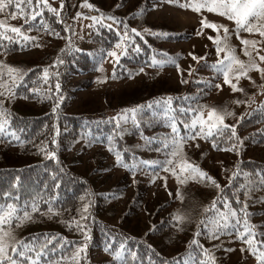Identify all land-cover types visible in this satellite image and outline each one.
I'll return each mask as SVG.
<instances>
[{
	"label": "trees",
	"instance_id": "trees-1",
	"mask_svg": "<svg viewBox=\"0 0 264 264\" xmlns=\"http://www.w3.org/2000/svg\"><path fill=\"white\" fill-rule=\"evenodd\" d=\"M75 1L82 2L69 0L68 5L65 3L61 11L62 22H58L54 14L44 12L43 19L50 25L51 30L59 34L58 36L49 35L41 28L39 17L34 22L36 27L28 32V26L22 17L10 18L9 12L15 11L14 7L0 13V20H4L6 24L23 26L27 35L38 37L35 41L23 43L15 40L0 41L4 46L0 48V61L6 66L21 70L20 74L23 75V79L12 89L14 98L0 99H3V107L11 114L10 130H16L20 140L24 141L21 144L12 137H0V204L5 203V192L12 197L8 202L19 206H24L26 202L30 206L33 198H40L38 211L30 212L31 219L19 226L13 221L12 231L15 237L28 242H32L33 237H39L35 241L39 246L46 243L43 234H58L57 239L47 245L49 251L44 260L57 261L62 257H69L76 247L84 243V239L75 223L72 227L67 226L68 221L79 220L80 209L87 203L88 212L80 222L86 226L90 239L87 241L85 252L81 254V264H115L113 256L105 251V248L111 245L117 249L120 243H125L127 249L136 253L134 261L130 254H124L127 264H185L186 261L189 264H200L206 257L199 247L190 246L193 239L209 250L216 258V264H256L252 255L246 251L241 252L240 249L244 245L235 238L233 231L221 233L216 239H209L200 222L215 218L214 211L204 212L213 200L219 201L222 197H227L232 207L237 209L245 202L241 191L238 193L241 203L237 204L232 195L234 189L229 186V177L239 163L241 172L249 174L247 180L256 185L250 190L246 201L250 214L248 218L256 225L258 233L264 232V187L259 186L256 176L258 170H264V160L251 154L252 149L264 146V92L260 89L264 80H261L260 73L251 70L248 73L251 79L241 78L238 82V87L244 91L233 92L223 83V75L211 67L222 58L223 53L220 57L216 55L209 58L207 54L193 52L204 57V60L189 59L188 65L181 64V59L186 57L184 51L173 53L167 44L186 40L190 36L189 31L169 29L163 22L145 23L147 11L150 9L149 0H140L120 13H116L112 7L105 8L97 6L96 2L93 3L100 12L114 15L126 22L129 29L136 28L142 33L141 36L132 34L134 43L116 64L108 56V51L114 48L123 26H119L120 32L117 31L116 25L111 29L102 24L90 28L91 21L84 17L98 13L70 5ZM49 3L52 4L50 1ZM184 3L185 0H179V4ZM171 4L181 10L193 11L191 8L179 7L176 0ZM77 12H82L84 16L74 20ZM203 12L208 11L202 9L196 13ZM207 21L210 22L208 19ZM66 27L71 30L66 31ZM144 29L149 31L145 32ZM232 31H229V43L235 54L241 60L247 61L248 57L243 54V50L241 53L237 52L240 46L238 41L259 40L260 37L245 31L237 34L235 25ZM151 32H163L167 35L154 36ZM7 34L14 35L11 32ZM247 35L253 37L247 38ZM230 36L236 37L238 41H232ZM69 41L70 49H66ZM137 45L139 51L135 50ZM243 47L242 45V49ZM61 49H66L63 54ZM29 52L35 53L20 57L21 54ZM58 56L63 63L53 66V61ZM167 57H171L175 63L169 62ZM153 59L165 62L162 65L154 64ZM177 64L181 70L180 86L153 82L156 80V74L168 66L175 67ZM46 67L50 72L47 81L42 77ZM189 67L193 69L191 74ZM149 72L151 75L148 78H151L152 83L143 84L131 94H110L111 98L103 105L99 103L94 107L76 106L75 100L82 91L106 88L111 83L126 82L141 73ZM182 79L186 82L182 83ZM57 82L60 84L58 93L55 89ZM215 84H220L221 87L217 89ZM225 90L230 95L217 99L216 96L219 97ZM58 96L63 99L57 100ZM167 97H172L171 109L174 110L181 136L187 131L184 124L189 123L196 113L189 111L185 114L180 109L195 110L200 105H207L218 110L226 108L233 113L232 116L225 117L224 123L236 125L238 140L221 144L220 147L226 149L231 147L232 143H237L238 154L235 151L214 149L211 141L199 137L182 142L180 158L198 165L207 172L221 186L219 189L207 181L193 179L188 173L184 174L188 178L179 183L170 172L164 171L162 164L142 163L166 159L163 144H170L172 130L165 106L154 104L151 108L145 107L137 115L138 126L130 119L127 122L121 121V134L115 135L113 130L116 121L112 118L123 109L146 105L149 101ZM236 100L242 102L234 103ZM55 103H58V108L54 112ZM204 116L207 117V108L204 110ZM54 125L58 129V135ZM229 135L230 132L225 133V140ZM54 136L56 145L51 143ZM45 143L48 150L56 152L57 159L46 158L43 152L37 150V146L42 147ZM171 150L170 147L167 149L168 152ZM117 151L121 154V164L116 162ZM81 154L87 155L82 167L79 165ZM90 161H93V167H90ZM124 164L130 167L126 168ZM117 170L122 171L121 176L110 175ZM153 177L156 178L153 180ZM128 179L134 180L135 187L132 193L126 195ZM245 182L243 175L237 177V184ZM159 184L166 189L167 196L156 197L150 204L146 198L148 185ZM177 192L180 193L179 197ZM49 207L54 209L53 213H48ZM216 207L223 211L222 203H217ZM174 213H180L185 218L178 227L171 219ZM118 214L120 219L115 220L114 216ZM142 214L146 219L144 223V220L137 224L131 222L133 216L140 221ZM211 226L210 224L209 227ZM198 230L201 234L196 236ZM59 237L75 243L60 246ZM257 238L264 240V236ZM53 248L56 249L54 253L51 251ZM226 249L239 250L240 255L228 261V257L219 252H227ZM39 250L37 247V251Z\"/></svg>",
	"mask_w": 264,
	"mask_h": 264
},
{
	"label": "snow or ice",
	"instance_id": "snow-or-ice-1",
	"mask_svg": "<svg viewBox=\"0 0 264 264\" xmlns=\"http://www.w3.org/2000/svg\"><path fill=\"white\" fill-rule=\"evenodd\" d=\"M173 2V0H169ZM179 7L191 8L193 11L200 12L202 9H206L209 12L218 13L221 16H226L229 20L235 22V32L239 34L241 31H245L249 34H255L260 37L257 39H241V44L243 47V54L248 57L247 61L241 60L236 54L234 48L229 43V29L226 25H218L214 22H209L207 19L201 20V29L209 28L214 30L217 34L215 36H209L208 39L211 40L215 46L216 54L218 57L223 56L218 59L211 67L218 73L223 75V83L227 84L233 92H243L244 89L238 87V82L241 78H248V73L251 70H255L260 73L261 80H264V0H185L184 4H179V0H176ZM122 5H117L120 7ZM15 11H10V18L15 19L20 16L24 19L25 24L28 26L27 31H32L33 27H36L34 22L39 17L40 27L48 32L49 35L58 36L51 30L50 25L43 19L44 12L54 14L58 22H62L61 11L64 7V0H60L59 7H54L49 0H0V13H3L11 8ZM82 8H87L98 13L95 16L84 17L91 21L89 27H94L96 25H103L111 29L113 25L117 26V31L120 32L119 26H123V31L120 32L117 43L112 50L108 51V56L115 61L116 64L119 63L120 58L127 54L128 47L134 43L133 35L141 36L142 33L138 32L136 28L129 29L126 22L120 20L114 15H105L96 9L92 3L88 0H82ZM27 9V10H26ZM142 12V10H141ZM140 14V13H137ZM84 14L82 12H77L73 19H79ZM111 21V23H107ZM223 30V35H220V30ZM66 31L71 29L66 27ZM143 31L148 32V29ZM11 32L12 36L7 33ZM151 35L162 36L167 35L166 33L151 32ZM200 35V32H197ZM238 38H240L238 36ZM38 37H32L26 34L23 26H11L6 24L4 20H0V41L8 40L9 42H29L35 41ZM71 42L66 45V49H70ZM39 46V45H34ZM3 44L0 43V48H3ZM66 49H61V53ZM139 51V46L135 48ZM255 53V55H253ZM6 54V53H5ZM166 56V54H163ZM193 60L202 61L204 57L197 56L194 53H189ZM169 62L175 63L171 57H167ZM165 61H157L153 59L154 64L162 65ZM63 60L58 56L55 61H53V66L62 64ZM177 71H181L179 65H176ZM6 69V71L4 70ZM115 69V65H114ZM102 71V69H100ZM143 71V68L140 69ZM189 74L193 71L189 67ZM21 70L13 68L11 66H6L0 61V97L12 99L14 98V92L12 89L16 86L17 82L23 79V75L20 74ZM50 75L49 68L46 67L43 70L42 77L45 81L48 80ZM58 75V73H56ZM131 75V73H130ZM5 77H8L6 80ZM113 78H115V70L113 72ZM235 80L236 82H233ZM99 82V78H98ZM182 83H185L183 79ZM255 83V82H253ZM217 89L221 87L220 84L214 85ZM55 89L57 93L60 89L59 82L56 83ZM260 89L264 92V85H260ZM30 91L36 92L37 89H30ZM57 100H62V96H58ZM242 101L236 100L234 103H241ZM154 104L163 105L167 108L166 116L169 120V127L171 128V142L164 143L163 146L166 150V159L164 161H142L143 164H162L164 171L170 172L174 177H176L179 183H183L188 177L184 176L188 173L193 179H200L202 181H207L216 188L221 186L217 181L207 172L199 168L198 165L188 162L186 159H181L182 156L181 148L182 142L187 140H195L197 137L211 141L212 147L218 150L235 151L239 153V147L237 143H232L231 147L226 149H221V144H225L234 140H238L236 133V125H228L224 123L226 116H232L233 113L228 111L226 108L217 109L215 107H209L207 105H200L197 109H180L181 112L187 114L189 111H194L196 114L192 117L189 123H185L184 127L187 130L183 136L180 135V130L178 128V121L174 114V110L171 109L172 97H167L162 100L149 101L146 105H137L133 108L123 109L120 114L112 118L116 121L114 128L115 135L119 136L121 134V121L127 122L129 119L132 120L134 125L138 126L137 115L145 108H151ZM58 108V103L53 106V111L55 112ZM207 108V117L204 116V110ZM168 113H173L168 115ZM10 113L3 107V99H0V137H12L19 143H24L20 140L17 135V131L11 129L9 124ZM197 126H199L197 128ZM54 130L58 135V129L54 125ZM230 132V135L225 140V133ZM111 140V137L109 138ZM52 145L57 144L55 136L51 140ZM242 143V141H239ZM172 150L167 151L168 148ZM198 147V145H197ZM37 150L44 153L46 158L57 159L56 152L54 150H48L47 144L43 146H37ZM112 150L111 148L109 149ZM58 162V161H57ZM116 162L117 164L122 163L121 154L119 151L116 152ZM124 167L128 168L130 165L124 164ZM177 168L179 171H177ZM243 175L246 182L237 184V177ZM248 173H242L239 168V163L236 165V170L232 172L229 177V186L234 189L232 195L236 199L237 204H240V199L238 193L243 191L245 196V202L241 205L239 209L232 207L227 197H222L221 200H213L209 207L204 209L207 213L210 210L215 212V218L211 221L207 219L202 220L200 223L204 226V233L209 239H216L221 233L229 232L230 230L235 233V238L239 239L244 245L241 247V252H248L255 258L256 264H264V240L258 239V236H264V232H257L256 225H253L249 220V213L247 211V198L250 194V190L255 188V184L247 180ZM258 177V182L260 187H264V170H258L256 173ZM156 177H153L154 180ZM18 179V178H17ZM55 176L53 177V182H55ZM166 186V185H165ZM4 197L6 198L5 203L0 204V264H81V254L85 252L87 248V241L90 239L89 232L86 226L80 221L85 219V214L88 212L89 205L85 203L80 209L81 216L79 220L68 221V227H72L75 223L78 231L81 232L84 243L76 247L69 257H62L60 260L45 261L44 257L49 251L47 248L48 244H51L53 240L57 239L58 234H43L46 243L40 244L39 246L35 243L39 237H33L32 242L25 241L23 239H17L12 231V224L15 221L16 225L19 226L24 221L31 219L30 212L38 211V203L40 198H33L31 205L29 206L27 202L24 206H19L18 204L8 202L12 197L8 192H5ZM177 196L180 193L177 192ZM18 199V198H17ZM83 199V197L81 198ZM217 203L223 204V211L218 210ZM30 209V211H29ZM54 209L52 207L48 208V213H53ZM172 222L175 226H179V223L185 218L180 213L172 214ZM212 225L209 227V225ZM7 225V227H5ZM155 230V226H153ZM201 231H197L196 236H199ZM49 236L51 238H49ZM60 246L65 244H74L73 241H68L64 237H59ZM191 245H196L201 249V252L206 257L202 259L200 264H216V258L210 254L208 249H205L203 245H200L198 240L193 239L190 243ZM39 247V251H37ZM232 249H226V251H231ZM54 253L55 248L51 249ZM105 251L109 252L113 256L115 264H127L124 254L127 252L135 260L136 253L131 252L126 248L125 243H120L117 249H114L111 245L105 248ZM189 264V262H185ZM194 264V262H192Z\"/></svg>",
	"mask_w": 264,
	"mask_h": 264
},
{
	"label": "rangeland",
	"instance_id": "rangeland-1",
	"mask_svg": "<svg viewBox=\"0 0 264 264\" xmlns=\"http://www.w3.org/2000/svg\"><path fill=\"white\" fill-rule=\"evenodd\" d=\"M52 2V4L56 7H59L60 0H49ZM69 0H64V5H68ZM118 1V3L116 2ZM140 0H91L89 3H95L97 6H104L105 8L112 7L113 10H115L116 13L125 12L128 8L134 5V3H138ZM98 2V3H97ZM150 2V9L147 11L146 15V22H152V23H165L169 29L174 30H188L190 36L186 40L177 41L173 43H168L170 50L174 53L180 50H183L186 57L182 58L180 63L184 65H188V60L192 59V57L189 55V53L198 52L202 54H207L209 58L215 57L216 50L213 42L208 39L209 36H215L217 33L209 28L201 29V20L202 19H208L210 22H214L218 25H226L229 29V31H232L235 25L234 21L229 20L225 16H221L219 14H215L213 12H203L201 14L196 13L194 11H188V10H181L176 8L173 4L169 2V0H149ZM70 5H77L78 7H81L80 1H75L71 3ZM115 5V6H113ZM117 5H122L120 7H117ZM197 32H200V35H197ZM233 32V31H232ZM220 35H223V30H220ZM247 38H252V36L247 35ZM231 40L234 42H237L238 39L236 37H231ZM240 46L238 47L237 52L241 53L242 51V45L241 42L238 41ZM241 48V49H240ZM35 52H29L21 54L20 57H28L30 55H33ZM264 54V51H263ZM182 66V65H181ZM180 68V67H179ZM154 71V70H151ZM149 73H141L138 77L132 80H128L126 82H115L111 83L106 88H97V89H88L85 91H82L79 93L78 98L75 100L76 106L81 108H89L94 107L97 104H104L106 100L111 98L109 95H116L117 93H123L128 92V94L133 93V90L136 88H140L143 84L150 85L152 83L151 78H148L150 76ZM181 72L177 71V67H171L168 66L164 70L160 71L159 74L155 75V79L153 82H164L168 84H175L176 86H180L179 78H180ZM230 95L227 90H225L219 97L216 96L217 99H224L226 96ZM251 154L254 157L260 158L264 160V146L263 147H257L251 150ZM86 154L80 155V163L79 165L82 167L84 163L86 162ZM93 161H90V167H93L94 164H92ZM112 176L118 177L119 175H122V171L117 170L115 172H112L110 174ZM133 179H128V185H127V194L132 193L134 191L135 184L133 182ZM147 191V200L150 202V204L153 203L154 199L156 197H163L167 196L166 189L161 185L157 186H150L148 185ZM133 220L131 221L133 224H137L138 222L143 223L145 222V216L142 214L141 220L139 221L137 217L133 216ZM115 220H119V214L114 216ZM130 222V223H131ZM131 223V224H132ZM132 224V225H133ZM223 253V255L227 258V260H234L236 257H238L239 250L235 251H220Z\"/></svg>",
	"mask_w": 264,
	"mask_h": 264
}]
</instances>
